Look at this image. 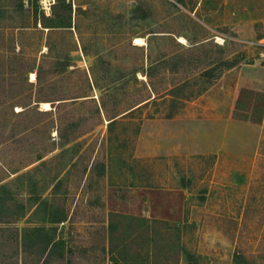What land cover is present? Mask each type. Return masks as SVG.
I'll return each instance as SVG.
<instances>
[{"label": "rangeland", "instance_id": "rangeland-1", "mask_svg": "<svg viewBox=\"0 0 264 264\" xmlns=\"http://www.w3.org/2000/svg\"><path fill=\"white\" fill-rule=\"evenodd\" d=\"M218 91L252 155L136 156ZM53 239L52 264H264V0H0V264Z\"/></svg>", "mask_w": 264, "mask_h": 264}, {"label": "crops", "instance_id": "crops-1", "mask_svg": "<svg viewBox=\"0 0 264 264\" xmlns=\"http://www.w3.org/2000/svg\"><path fill=\"white\" fill-rule=\"evenodd\" d=\"M216 97L217 100L210 102L204 95L192 112L184 108L174 117L148 119L139 132L136 156L169 158L188 153L213 154L217 164L223 160L226 165L233 157L244 159L252 155L259 142L260 125L231 117L230 104L223 101L222 92L218 91ZM56 248L53 239L44 247L36 264H52Z\"/></svg>", "mask_w": 264, "mask_h": 264}, {"label": "bare ground", "instance_id": "bare-ground-1", "mask_svg": "<svg viewBox=\"0 0 264 264\" xmlns=\"http://www.w3.org/2000/svg\"><path fill=\"white\" fill-rule=\"evenodd\" d=\"M141 41H142L141 38H136V39H135V42H136V43H139V42H141ZM34 77H35V74H34V73H31V78H34ZM43 107H44L45 109H48L50 106H49L48 103H43Z\"/></svg>", "mask_w": 264, "mask_h": 264}]
</instances>
